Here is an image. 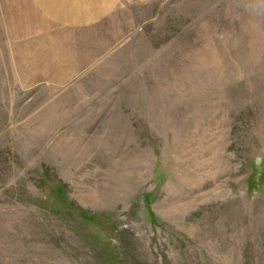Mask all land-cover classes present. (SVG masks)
Instances as JSON below:
<instances>
[{
  "label": "rangeland",
  "instance_id": "obj_1",
  "mask_svg": "<svg viewBox=\"0 0 264 264\" xmlns=\"http://www.w3.org/2000/svg\"><path fill=\"white\" fill-rule=\"evenodd\" d=\"M0 0V264H264V0H120L80 26Z\"/></svg>",
  "mask_w": 264,
  "mask_h": 264
},
{
  "label": "crops",
  "instance_id": "obj_2",
  "mask_svg": "<svg viewBox=\"0 0 264 264\" xmlns=\"http://www.w3.org/2000/svg\"><path fill=\"white\" fill-rule=\"evenodd\" d=\"M32 20L58 22L77 27L115 14L120 0H24ZM24 3V2H23ZM24 3V4H25Z\"/></svg>",
  "mask_w": 264,
  "mask_h": 264
}]
</instances>
